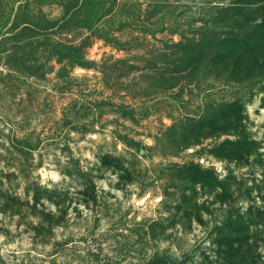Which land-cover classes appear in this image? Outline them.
<instances>
[{"label": "rangeland", "instance_id": "1", "mask_svg": "<svg viewBox=\"0 0 264 264\" xmlns=\"http://www.w3.org/2000/svg\"><path fill=\"white\" fill-rule=\"evenodd\" d=\"M0 264H264V0H0Z\"/></svg>", "mask_w": 264, "mask_h": 264}]
</instances>
